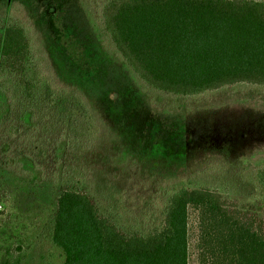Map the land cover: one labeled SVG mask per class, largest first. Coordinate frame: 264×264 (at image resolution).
I'll list each match as a JSON object with an SVG mask.
<instances>
[{"label":"rangeland","instance_id":"374dc122","mask_svg":"<svg viewBox=\"0 0 264 264\" xmlns=\"http://www.w3.org/2000/svg\"><path fill=\"white\" fill-rule=\"evenodd\" d=\"M101 3L0 0V30L6 18L22 25L31 66L80 96L88 114L67 120L64 110L46 111L35 131L14 138L10 160L0 153V264H63L50 242L62 190L87 195L124 234L156 228L181 187L210 188L248 207L264 230L254 182L264 167V87L185 98L149 88L104 33ZM195 223L190 213L188 264Z\"/></svg>","mask_w":264,"mask_h":264},{"label":"trees","instance_id":"16d2710c","mask_svg":"<svg viewBox=\"0 0 264 264\" xmlns=\"http://www.w3.org/2000/svg\"><path fill=\"white\" fill-rule=\"evenodd\" d=\"M104 33L149 88L185 98L246 83L264 87V0H101ZM26 29L6 18L0 30V153L39 115L64 110L88 120L82 98L48 83L29 61ZM40 108V109H39ZM69 113V114H68ZM19 126V127H17ZM21 128V129H20ZM264 201V167L254 176ZM195 264H264V230L248 207L210 188L172 191L159 225L124 234L84 193L62 190L50 242L63 264H188L189 216Z\"/></svg>","mask_w":264,"mask_h":264}]
</instances>
